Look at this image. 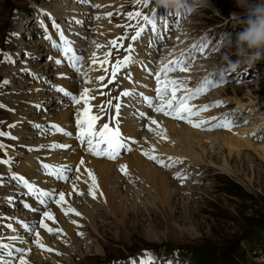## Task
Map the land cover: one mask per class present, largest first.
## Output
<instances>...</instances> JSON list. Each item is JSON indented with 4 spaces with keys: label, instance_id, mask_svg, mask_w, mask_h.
Returning <instances> with one entry per match:
<instances>
[{
    "label": "rangeland",
    "instance_id": "1",
    "mask_svg": "<svg viewBox=\"0 0 264 264\" xmlns=\"http://www.w3.org/2000/svg\"><path fill=\"white\" fill-rule=\"evenodd\" d=\"M60 1L62 0H0V50L11 54L12 57H16V61L19 62L22 58H25V51H27L22 47L21 42L20 45L18 44L19 41L21 39L28 42L41 40L39 35H36L37 32L35 30L29 31L30 27L28 23L34 27L42 21L33 19L35 10L44 9L52 11L58 5L59 7L64 6L63 9L65 10L73 7L74 11H70V15L75 18L83 15L82 12H85L84 10L88 6L89 8H95L91 5V1L95 2L96 0H83L84 4L82 5L79 2L75 3L73 0L71 2L68 0V3H64L63 5ZM73 2L76 4L75 6ZM114 2L120 1L115 0L112 2V0H106L105 3L101 1L97 4H107L105 8H102L103 10L99 8V5L97 8L99 12L97 9L96 11H87L89 16L86 17V22L91 26L88 25L90 30L87 33L83 32L85 35L87 34V36L89 35L94 38L101 36L98 31L101 28L99 23L107 21L110 18L106 17L105 14L112 11L111 18L118 22L122 17L121 12L125 11L134 0L119 3L120 6H117ZM69 5L70 7L68 8ZM113 6L116 7L114 10ZM97 13H100L102 16L99 20L95 18ZM55 14L59 17L56 12ZM244 16L245 9L239 7L236 0H208L207 6L199 8L196 12H192L191 19L185 22L189 29L188 35L195 37L193 40L196 44H199L204 38L211 40L212 44L215 45L214 50L206 58L203 57L202 61H200V57H202L200 56L196 60V63L192 62L198 67L196 70H193V73L200 74L204 71L203 66L200 65L204 61L211 63L218 61L216 62L218 64L216 66L218 67L221 63L232 62L238 59L234 54L235 49L228 44V34L235 40L237 33L242 31L241 21L244 19ZM61 20L60 18L59 22ZM82 20L85 21L84 18ZM87 23H85V26ZM179 26L183 31L184 26L182 27L181 23ZM182 31L176 37L177 33H172L173 37L170 35L171 39L167 44L159 46V50L162 52L167 45L178 42L180 36H187L186 33L182 34ZM189 40L191 39L189 38ZM99 41L101 40L99 39ZM194 41L191 43H194ZM105 44L106 42L102 45ZM40 54L44 55L42 49ZM35 64L38 66L40 62L36 61ZM19 66L20 64H11V66L6 67L3 56H0V80L2 84L6 79L9 81L8 83H12L10 82L11 79L2 70L6 68L8 70L12 68L17 70ZM63 68L69 69L65 66ZM234 73L229 84L225 86L226 89L220 92L216 99H209L208 103L210 104H214L216 101H223L219 106L211 107L210 112H214L212 114H215L225 111L232 116L234 115L235 130L222 131L229 132L241 140L248 139L253 146H243L240 151L234 149L230 153V150L223 146L221 142L206 141V148L212 149L214 156L209 155L203 159L205 164L203 165L204 174L202 175V179H194L196 175L193 170L190 174L186 175L187 178L184 179L183 183L179 182V187L184 189L182 192L183 197H190L188 201L191 206L190 210L187 208V205L182 204V208L179 211H173L169 209L168 203H165L161 199H157L158 204H153L149 201L152 198L146 200L142 198L141 201H137L138 205L136 208L130 207L131 209H128L127 215L123 212H120L118 216L109 215V213L107 215L106 213L103 214V210L100 209L96 214L101 220L99 232H94L90 229V233L92 232L90 234L85 228L80 227L78 221H75L76 223L72 222V225L76 228L82 229L78 233L83 234L77 233L79 242L83 243L80 251H75L71 242H64V246L68 248L69 253L73 256V264H131L132 260H135L136 264H140V259L145 256L146 252H150L154 256L156 252H161L167 259L173 257L176 260V264H181L180 262L183 264H200L198 261L196 262L195 257V254L200 251L208 253L209 257H206L205 260L207 264H264V158L261 150L256 148L257 146H264V60L257 61L255 64L241 60L239 67L234 70ZM206 75L207 73L204 76ZM18 76L19 79L16 80V78L14 83L21 85L23 79H20V70H18ZM153 76L152 78H155ZM36 82L38 85V81L35 80V84ZM7 85H5L3 91L11 89ZM76 89L77 91L80 90L77 87ZM209 95H204L202 98L207 96L209 98ZM32 97L31 92L22 95V98H25L21 102L25 105L24 110L28 107L26 106V102L35 101ZM54 97L56 98V96ZM0 99H3V96H0ZM19 101H22V99ZM198 101L196 103L200 104ZM205 104L207 103L203 105ZM145 107L148 106L146 105ZM78 109L80 108L78 107ZM229 111H233L235 114ZM9 115L10 113H8L7 109L0 108V125L4 120L11 118V115ZM69 115L72 116V112ZM50 128L52 129V127ZM50 128L48 129V133L51 132ZM209 131L214 132L219 131V129L213 128ZM72 132L70 140L72 143L70 142V144L75 145L79 143V140L76 138L77 127L76 129L72 128ZM54 136L47 134L45 140H42L44 149L48 147L47 144L51 142V138ZM130 138L134 144H128V147L133 152H136L137 147H141V139L138 136L133 138L131 135ZM55 141L57 140L55 139ZM161 141L169 143L163 137H161ZM224 147L225 151L223 150ZM81 151L90 154L85 148ZM144 151L145 149H143ZM6 152L0 149V156ZM32 153L25 154V156L28 155L30 157L33 155ZM51 153L53 152L33 156L35 158L39 157V160L45 162L54 157H52ZM140 155L146 157L143 154ZM229 156L230 159H228ZM58 158L61 161L57 162L58 165H67L70 168L68 171L73 172L71 179L80 174V172H76L79 162H66L67 160L65 161L64 158L62 159L60 156ZM123 158L116 162L121 161ZM182 161L186 164L187 169L194 167L192 161L186 162L187 159ZM9 168H11V171H17V163L15 166ZM166 169L169 170V168ZM18 173L20 172L18 171ZM127 175L123 176L121 172V176L124 178H134L133 174L127 173ZM0 179L3 180V178ZM71 179L69 180L70 183ZM13 180L14 177L8 178L9 182H13ZM48 181H54V185L56 186L51 185L50 188L51 190L55 188L57 192L60 186H66L67 184L70 186L69 182L64 185L55 182L53 176ZM125 184L127 185V182ZM132 185V182L128 183V186L133 187ZM8 186L12 187L10 183H8ZM48 186L45 185V187ZM147 188L149 186L141 189L142 194H149L150 190ZM77 190L75 188L73 190V193L76 195L78 193ZM226 190L231 191L232 194H229ZM143 202L146 204V207H144ZM139 206H141V209ZM148 206L150 207L149 209ZM68 214L72 213L69 212ZM4 229L3 234L8 233L10 230L7 226ZM42 231L49 235L47 229ZM56 233L60 234L61 232ZM64 235L61 236V241L62 237H66ZM1 240L3 243L5 241L13 243V240L9 239V237H4ZM191 247L194 248V253L191 252ZM43 252L48 255L42 258L45 264H68L65 252L57 253L52 248ZM53 254L59 257L61 262L57 261L55 257H49ZM18 256L12 260H16ZM25 256L27 257V254ZM154 264H158L157 259H155Z\"/></svg>",
    "mask_w": 264,
    "mask_h": 264
},
{
    "label": "bare ground",
    "instance_id": "2",
    "mask_svg": "<svg viewBox=\"0 0 264 264\" xmlns=\"http://www.w3.org/2000/svg\"><path fill=\"white\" fill-rule=\"evenodd\" d=\"M69 1L71 2V0ZM101 1L104 3L106 2V0H96L95 2L91 1V5L94 6L95 8L93 7L89 8L88 6L87 9L84 8L85 12L78 10L83 13V15H81L80 17L84 18L86 21L87 19L86 17L89 16L87 14V11L88 10L96 11V9L98 8L96 7V5H98L97 3ZM113 1L115 0H112V2ZM117 1H120V2H117V3L114 2V3L117 6H120L119 3H123V2L125 3L129 0H117ZM60 3L63 5L64 3L67 4L68 0H62L60 1ZM73 5L75 6L76 4L74 3ZM69 7L70 5L68 6V8ZM63 8L64 6L59 7L58 5V7H55L54 11L59 15L61 19L64 18L67 20L71 18L72 15H70V11H74V9H72L73 7L68 10H65ZM115 8L116 7L113 6V10ZM111 20H114V19L110 18L107 21L105 20L99 23L101 27L98 30L99 34H105L107 33V31L112 29L111 24H110ZM88 25L90 24L87 23L86 26L83 25L82 27L78 26L76 28L80 32L87 33L90 30V28H88ZM183 25L184 27H183L182 34L186 33L187 36L186 35L180 36L178 42H176L175 44L167 45L162 52L160 50H157L156 52L151 51L154 54L155 58L163 59L165 63V62H168L169 60H172V58L173 59L177 58L178 56L181 55V53H185L190 43L194 41L193 38L195 39V37L194 36L191 37V35H188L189 29H188L187 23H183ZM110 36L112 38L115 37V35L111 33H110ZM175 36H177V34ZM102 38L106 42L105 45H102L101 42L99 41L100 36L94 38L88 35V40L91 41V42H88L90 46L89 55L86 56L85 58L83 57L82 63L86 59L90 61L91 60L93 61L94 58L96 60L99 59L100 61L104 60L103 58L105 57V49L107 47L108 40L106 37H102ZM189 38L191 40H189ZM20 42L23 48L25 49L29 48V50L33 51L34 53L35 52L39 53L43 46L42 40H39L36 42H28L26 40L22 41L21 39V41H19L18 43L19 45H20ZM77 42L79 45H82L83 47L86 45L82 43V41L79 39L77 40ZM97 45H99V47H97ZM182 49H183V52L180 53V50ZM99 52L101 54H97ZM93 54H95V56ZM134 58L135 57H133V59ZM216 62L218 61H214L213 63L209 61L202 62L200 64L201 66H203V70H204L202 73L200 74L191 73V74H187L183 76L180 75L181 80H185L188 76H190L191 78L195 79V82H196L197 79L202 78L206 72H212L216 70L217 68ZM106 64H104L103 67H101L100 63H98L99 71H102V69L104 68ZM189 64H191V66L194 68L193 70H196V68H198L196 64L191 63V60ZM32 65L33 67L34 65L36 66V64L33 63V60L30 61V66ZM46 65L47 63L43 62L42 65L40 64L38 65V68H34V69H37L38 71L42 72L47 77L48 80L54 81L55 80V78L53 77L54 72L46 73L48 72L46 71V68H47ZM68 68L71 69L72 67H68ZM140 68H141L140 64H135L133 62L129 66L126 67V70L128 69L131 70L129 71L131 79L129 78L125 79L124 83L126 87L131 90L132 94L130 95V97L132 98H134L135 89L140 84H144V86L140 89H144L145 91H147L148 95L152 96V94L155 92L156 79L152 78V75H154V73L157 71H154L152 74L148 72L147 75H145L144 73L145 71L141 72ZM63 69L68 70L67 68L66 69L63 68ZM11 70L13 71L11 72ZM18 70L20 71L23 70V67L18 68L17 70L13 68L9 70L7 68L5 70H2L4 74L7 75L11 79L9 80L10 82L13 83V86L10 87L11 88L10 90L4 91V93H2L1 96H3L4 100L10 101V103H12L9 105L7 104L9 109L14 108L19 113H25V114L26 112H31L30 115H35V116L42 115L44 112L42 110L41 111L36 110L32 104L40 103V100L42 99L41 103L44 100L46 103L54 105V102L56 100L54 96H56V93H49V92L43 91L42 93H39L38 95H36L33 92L34 94H32L33 95L32 98L35 101L32 104L28 105L26 110L22 112L25 109V105L22 103L20 104L16 103V102H21L19 101L21 99L19 95L34 91L36 87L40 88L41 86H40V82H38V85H37V82L35 84L36 79H32L30 77H24L25 79H23V82L21 85L20 84L15 85L14 83L15 79L16 78H17L16 80L19 79ZM20 75L23 76L21 73ZM47 84L49 86V82ZM115 86L116 85L110 86V89L114 90ZM224 89H226V87H223L221 89H218L210 93L209 98L208 96L204 97L200 99L198 102L200 103V105H203L204 103H207L208 105H212L208 103L209 99H212V100L216 99L217 95H219V93L222 92ZM10 91L15 94H10V95L5 94ZM53 108L54 110H58L57 109L58 107L56 106H54ZM142 110H144L147 114L152 115L151 118L155 119L158 122L160 127L158 128L157 125L152 124L151 128L153 129V131H151L150 133L144 132V139L141 140L140 142L141 143L140 148L145 149V151L152 152V149L154 147L155 152H158L160 154H165L167 156L171 155L173 157L181 158L182 160L187 159L186 162L192 161L194 163V167L187 169L186 164L182 161V163L175 164L174 166L170 167L169 170H167L166 169L167 167H159L157 164H154L147 157L140 155L138 152H132L129 155L124 156V158L121 161L113 163L107 160L92 157L91 154H88L84 151H81V150L77 151L76 146H74V144L71 147L62 148V154H61L62 159L64 158L65 161L67 160L66 162L68 161L75 162V163L79 162L78 168H79L80 174L76 175L73 179H71V183H72L71 186L67 184L66 186H60L58 188V193L61 191L65 193L67 204H64L60 208H57L56 206H52V205L47 206V208H45L43 205L36 207V209H41V211L50 210L55 215V221L48 220L47 218H45V222L50 227H53L56 229H62L63 231L58 235L49 236L44 231H42V230H45V228L42 229L41 227L38 232L40 233L41 242L46 246L45 248L36 246L37 244L35 243V240L37 239V237H34V242L32 244L30 243L25 244L23 242L24 244L21 245L20 248H26V250H29L27 253V257H26V259L28 260V264H45L42 261V258L48 255L45 254V252L43 251L44 250L48 251L51 248L54 250V252H57V253L65 252L66 257H67L66 258L67 263L73 264V256L72 254L69 253L68 248L64 246V242H71L75 251H80L82 249L83 243L79 242V239L77 238V233L82 231V229L76 228L74 225H72V222L78 221L80 223V227L85 228L88 233H90V229L94 232H99V228L101 227L100 225L101 220L97 217L96 214L98 211H100V209L103 210V214L106 213L107 215L109 213V215L118 216L120 212H123L127 215L128 209L136 208V206L138 205L137 201L139 200L141 201L142 198L145 200L148 198H152V199H149V201L152 202L153 204H158L157 199H161L165 203H168V206H170L169 209H172L173 211L174 210L179 211V209L182 208V204L187 205V208L190 210L191 206H190V202H188L190 197L189 196L183 197L182 192L184 191V189L179 187L180 179L175 180L174 173L183 172V174L186 176L190 174L191 171L194 170L195 175H196V178L194 179L201 180L203 177L202 175L204 174L203 165L205 164L203 159H205L209 155L214 156V154L212 153V149L209 150V148H206L207 147L205 146L206 141L212 140L214 143L219 141L221 142L223 146L227 147L230 150V153H232L234 149H236L237 151H240L241 147L243 146H248V147L253 146L252 143L248 139L241 140L240 138L234 137L229 132L222 131V129L219 131H214V132H211L209 130L199 131V130L191 129L175 121L165 119L161 116H156L154 115L155 112L152 113V111H149L148 107H143ZM70 112H71V109L62 110L61 119H59L58 123L68 118ZM215 112H218V111H215ZM58 113L59 112L54 111V114H58ZM212 113L214 112H209L206 114V116L210 117ZM123 114L125 115L124 111H123ZM11 118L12 119L10 121L22 119V118H17L15 115H11ZM138 122L139 121L135 119L134 124L137 125ZM134 124L124 125L125 133H127L129 136L131 135L133 138L138 136V133L141 132L140 127H135ZM23 126H24V129L22 133H27V134H33L34 133L33 131L36 128L32 126L28 127L25 122L23 123ZM161 128L167 130L166 134H167V137L169 138V143H165L161 141V137H163V135L158 134ZM57 137L58 136H56L55 138ZM29 144H32V142H29ZM225 147L223 149L224 151H225ZM256 148H259L261 150L263 158H264V146H257ZM33 151H34L32 153L33 155H37V154L41 155L39 154L40 150L33 149ZM7 159H8V156H7ZM81 159L84 160V164H80ZM228 159H230V156ZM11 162H13V159ZM57 162H58L57 159L53 160V163L58 165ZM44 164L52 165L49 163H44L42 160H39V157H36V158L35 156L28 157L27 155L22 161H20L18 165V171L21 174L27 175L29 179L34 182H38V183L42 182L46 185L56 186L54 185V182H49L50 180L48 181L49 178H47V175L48 174L53 175L55 170H46L44 167H42V165ZM121 165H126L127 173L133 174L134 178L122 177L121 171L118 172V168ZM88 169L94 172L95 176L97 177L98 183H99V189L103 193V195H100V191H97L96 198H93V196L89 192V188L91 185V178L88 176V173H87ZM0 171H1V175H6L7 173H11L10 171L5 170V169H0ZM1 178H4V177H1ZM126 182H127V185L125 184ZM129 182L130 183L132 182L133 187L128 186ZM139 182L141 183V185ZM148 186L150 188V189L147 188L148 190H150L149 194L147 193L142 194L141 189L148 187ZM74 188L78 189L77 195L73 193ZM80 193H83V194L81 195ZM130 201H131V204H130ZM50 204H51V201L48 202V205ZM68 205H71V207L75 208L79 213H81V215L77 216L74 213L65 215L63 213L62 208H67ZM140 207L141 206H139V208ZM144 207H146L145 203H144ZM149 208L150 207L148 206V209ZM34 217H36V220H40L42 218V213L35 211ZM0 222H2L3 225L6 224V219L4 216H0ZM9 225H11V227H8L7 225V227L10 229L9 232L0 235V242H3L1 239L4 237L18 236L16 233L17 226H15L13 223ZM61 234L62 235L65 234L64 237L66 236L65 238L62 237V241L60 240L62 236ZM23 241H28V237L26 236V238L23 239ZM7 242L8 241H5V243ZM13 243L17 245V240H13ZM12 247H14V245H12ZM5 252L7 253V250H5ZM17 256H18V253L16 252L11 257H9L7 254H4V259L12 260L13 258H16ZM49 257H55L57 258V261L61 262L60 258L54 254Z\"/></svg>",
    "mask_w": 264,
    "mask_h": 264
},
{
    "label": "snow or ice",
    "instance_id": "3",
    "mask_svg": "<svg viewBox=\"0 0 264 264\" xmlns=\"http://www.w3.org/2000/svg\"><path fill=\"white\" fill-rule=\"evenodd\" d=\"M137 3H143L145 6H147L150 2V0H136ZM96 7H99V5H96ZM44 11V10H41ZM190 11V9H189ZM169 14V13H168ZM50 15V13L48 14ZM109 16L112 15V13H108ZM143 14L140 11L136 12H129L128 17L129 19L138 18L141 17ZM158 13L157 10H153L152 15H143L144 25L139 27L136 30L135 35L132 37L133 41H136L139 37H141L142 33L149 29L150 31L155 33L158 37L164 38L163 33L164 30H170V26H168L165 23L164 29H161L158 27L157 24V17ZM164 18L163 16L161 17ZM46 27V26H45ZM54 27H56L59 31L60 36V43H57V41L52 40L51 34H48L45 38L51 41L52 46L57 48L59 51H61L65 57L68 58L70 66L77 72L80 71L81 63L83 61V57L78 55L73 47V42L69 40L65 35L63 30H60V26L58 24L54 23ZM112 44L115 45L116 41H112ZM122 46V45H121ZM206 43L201 42L199 45L193 44L191 48L188 50V52L181 53L180 56L173 60H169L167 63H162L161 67L157 72L154 73L155 79H156V89H155V96L154 97H148L144 96L143 93H140V95L143 97V99L149 104V106L157 113H162L165 116L180 120V121H186L188 124H190L192 127L200 128L202 126H205L209 124L208 120H194L193 117L198 116L201 112L206 111L210 107H216L223 103V101H216L212 105H195L191 104L190 101L193 100L195 97L207 92L209 88L217 86L219 83L224 82V77L221 76L220 79L214 80L211 77H205L203 81L196 87V88H190L188 84L184 80L170 78L169 74L172 72H175L177 70L179 71H188L190 69L189 60L194 58V53H200L202 54L205 51ZM99 47V45H97ZM129 52L132 50V45H129L128 47ZM110 52L105 54V59L103 61H100V66L103 67L104 64L108 63V57L110 56ZM95 56V54H93ZM0 56H3V60L5 62L14 63L15 61L12 59L11 54L3 52L0 50ZM51 59V58H50ZM93 64L97 63V60L93 59ZM133 62L132 56L128 55L123 58V60H117L115 64L112 65L111 68V74H112V80H115L116 74L122 69L127 66H129ZM56 63H61L60 60H57ZM105 72H107V69H104ZM86 75V74H85ZM99 80L103 81L105 79L104 76L98 77ZM129 79L131 77L129 76ZM91 78L86 76L85 82H90ZM9 81L5 80L4 83H8ZM112 81L110 80L109 83ZM60 92L64 93V95L70 97L73 103L75 104H81L83 103V107L77 110L76 113V138L79 140L81 145H86V151H88L91 155L96 157H104L110 160L117 159L120 155L123 149L128 148L129 151L131 149L128 147V145L125 142V137L123 136L121 132V128L119 125V110L121 105L118 103L115 105L116 109V117L117 122L115 125H111V121L103 123L101 126L97 127V122L102 119V117L98 114H95L92 111V105L90 104V99H94V97H91L89 95L90 89L84 88L79 95H76L74 93L69 92L68 90L64 88L58 89ZM131 90H125L123 93H121L122 96H128L131 95ZM167 97V99H165ZM157 101H159L157 103ZM111 104V101L108 102ZM2 107V105H0ZM101 112H104L103 107L100 108ZM150 124L148 125L149 130H153L151 128L152 124L157 125L159 128L158 122L149 117ZM216 119V118H213ZM233 126V121L224 118L219 121V123L212 124V128L216 127H225V128H231ZM10 127H12L10 125ZM53 127L60 131L65 132L63 128H61L59 125H53ZM167 130L161 128L160 132L158 134L163 135L164 139H168L167 137ZM66 135L71 136L72 133H65ZM0 136H11L10 132H3L0 131ZM15 139V137H13ZM52 147H60V148H66L70 147L69 145H52ZM6 146L2 143H0V149H4ZM155 149L153 147L152 152L144 151L143 155L148 157L149 159L153 160L155 163L163 166V167H172L175 164L182 163L181 158H174V157H168V160L165 161L164 159L160 158L159 156L154 154ZM0 163L7 164L9 167L11 166V157L8 159H0ZM80 164H84V160L81 159ZM46 170H56L59 169L60 171L56 172L55 174L58 176V178L63 179L67 181L69 177L64 174L66 171L70 170L67 165H42ZM127 166L121 165L120 170L127 174ZM76 172L79 173V168L76 169ZM88 176L91 178V185L89 188L90 194L93 196V198H96L97 191H100L99 189V183L97 180V177L95 176L94 172L90 169L87 170ZM175 178L180 179L181 183L184 182V179L187 177L183 174V172H177L174 173ZM13 177L15 179H18L21 183L24 184V186L28 189L29 193L37 195V199L39 201L40 205H43L45 208L48 206V202H54L56 205L63 206L64 204H67V200L65 198V193L63 191L56 193L55 190H45V189H39L34 184L30 183L25 177L19 176L15 173H13ZM79 178V177H78ZM75 187V186H73ZM81 195L83 193H80ZM70 195V194H69ZM100 195H103L102 191H100ZM25 207L31 208V205H25ZM34 211H39V209H33ZM64 211V214L67 215L69 212L75 213L77 216L81 215L75 208L71 207V205H68L67 208H62ZM45 218L48 220L55 221V215L50 211H43L42 212V218L39 220V225L42 228L47 229L49 233L52 232H62V229H56L53 227H50L46 222ZM22 226L28 230L33 231V229L30 228V226L23 221L20 222ZM73 223H76L73 221ZM8 227H11V225H8ZM80 235H83L82 233H78ZM37 239L35 240V243L41 247L45 248L46 246L41 242L40 239V233L36 232ZM11 240H17L20 239V237L12 236L9 237ZM0 249L7 250V255L11 257L13 255L12 246L9 244L0 242ZM27 251L23 248H16L15 252L19 253L20 255L16 260H5L4 255H0V264H28V260L26 259V256L24 255ZM156 257L150 253L146 252L145 256L140 259V264H154ZM131 264H136L135 260L131 261ZM171 264V262H169Z\"/></svg>",
    "mask_w": 264,
    "mask_h": 264
},
{
    "label": "clouds",
    "instance_id": "4",
    "mask_svg": "<svg viewBox=\"0 0 264 264\" xmlns=\"http://www.w3.org/2000/svg\"><path fill=\"white\" fill-rule=\"evenodd\" d=\"M236 3L245 9V16L241 21L242 31L237 33L235 40L228 34V44L235 49L234 54L238 57L231 62L233 70L239 67L241 60L251 64L264 60V0H236ZM207 4L208 0H192L191 5L187 4V0H155L156 7L177 13L189 9L196 12Z\"/></svg>",
    "mask_w": 264,
    "mask_h": 264
},
{
    "label": "trees",
    "instance_id": "5",
    "mask_svg": "<svg viewBox=\"0 0 264 264\" xmlns=\"http://www.w3.org/2000/svg\"><path fill=\"white\" fill-rule=\"evenodd\" d=\"M226 191H227L229 194H232L231 191H229V190H226ZM190 249H191V252L194 253V248L191 247ZM197 251H198V249H197ZM160 255H162L161 252H156V254H155V256H160ZM195 257H196V262L198 261V263H200V264H207L205 260H206V257H209V256H208V253H207V252H202V251H200V252H197V253L195 254ZM201 258H202V260H200Z\"/></svg>",
    "mask_w": 264,
    "mask_h": 264
}]
</instances>
